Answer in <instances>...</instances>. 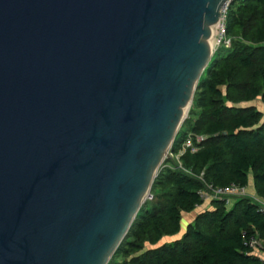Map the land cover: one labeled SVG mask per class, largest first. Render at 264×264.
Wrapping results in <instances>:
<instances>
[{"label":"water","instance_id":"obj_1","mask_svg":"<svg viewBox=\"0 0 264 264\" xmlns=\"http://www.w3.org/2000/svg\"><path fill=\"white\" fill-rule=\"evenodd\" d=\"M234 0H0V264H108Z\"/></svg>","mask_w":264,"mask_h":264},{"label":"trees","instance_id":"obj_2","mask_svg":"<svg viewBox=\"0 0 264 264\" xmlns=\"http://www.w3.org/2000/svg\"><path fill=\"white\" fill-rule=\"evenodd\" d=\"M226 25L232 45L216 51L204 71L171 153L179 154L190 133L205 141L196 143L197 152L187 150L181 165L175 159L163 163L152 194L157 186L164 192L142 206L108 264H263L246 245L253 235L264 242V214L249 198L232 207L212 202L213 210L198 214L176 239L184 215L203 204L201 193L210 184L247 187L253 175L264 197V115L247 106L264 104V0H234ZM168 238L174 240L163 242Z\"/></svg>","mask_w":264,"mask_h":264},{"label":"built area","instance_id":"obj_3","mask_svg":"<svg viewBox=\"0 0 264 264\" xmlns=\"http://www.w3.org/2000/svg\"><path fill=\"white\" fill-rule=\"evenodd\" d=\"M230 3H228L224 9L222 10L221 18L219 23L215 27L216 33V50L217 47L225 46L226 48H230L232 45V40L227 37V9ZM215 47H213V50ZM205 141V137L203 136H195L194 134H189L185 139L182 149L179 154L176 155V159L180 160V158L186 153L187 150H190L192 153L198 151V147L196 145ZM172 155V154H171ZM201 198L203 203L210 201H219L224 203L227 207L232 206V204L241 198H249L258 206L260 213L264 214V197L261 196H250L247 190V187L230 184L224 187H215L213 185H208L207 190L201 193ZM154 195L149 193L146 197V201H153ZM199 208V207H198ZM246 245L254 252L255 255L259 256L260 252H263L264 242L258 237V235L250 236ZM264 264V261H263Z\"/></svg>","mask_w":264,"mask_h":264},{"label":"rangeland","instance_id":"obj_4","mask_svg":"<svg viewBox=\"0 0 264 264\" xmlns=\"http://www.w3.org/2000/svg\"><path fill=\"white\" fill-rule=\"evenodd\" d=\"M215 39H217L216 38V33H215V31H214V40ZM216 41V40H215ZM216 44V43H215ZM213 47H215L214 49V52H216V51H218V50H220L221 51V49H223V48H221V47H217V50H216V46L214 45ZM215 54V53H214ZM193 105V104H192ZM247 106H255L260 112H262L263 113V115H264V104H262V102H261V100H257V101H254V102H251V103H248L247 104ZM191 110V109H190ZM190 110H189V112H188V114H187V118H186V120L189 118V113H190ZM196 118H197V115L196 114H194L192 117H191V119H190V124H193L194 122H195V120H196ZM264 119V118H263ZM186 120L184 121V123L186 122ZM183 123V124H184ZM183 126V125H182ZM191 134V133H190ZM170 154H172L171 153V151H170ZM172 159H175L176 161H177V163L179 164V165H181V163H180V160H178V159H176V156L174 157L173 156V154H172ZM152 188H153V186H152ZM164 191H163V189L161 188V187H155L154 188V190H153V194L155 195V196H160L162 193H163ZM150 193H152V189H151V192ZM154 201V200H153ZM199 211V208H197L196 209V211H195V213L196 212H198ZM194 214V213H193ZM192 215L190 214L189 216L188 215H184V219H183V222H182V233L179 235V236H177L176 237V239H178V238H181L182 236H183V234L185 233V231H186V229H187V227H188V223L192 220ZM125 240V239H124ZM172 240H174V239H171V238H168V239H164V241L163 242H169V241H172ZM124 242V241H123ZM122 242V243H123ZM144 248L146 249V248H149V245H144ZM115 255V254H114ZM114 257V256H113ZM112 257V258H113ZM111 258V259H112ZM116 259V261L119 263V262H122V260H123V257H120V255H118V257L117 258H115ZM114 259V260H115Z\"/></svg>","mask_w":264,"mask_h":264},{"label":"crops","instance_id":"obj_5","mask_svg":"<svg viewBox=\"0 0 264 264\" xmlns=\"http://www.w3.org/2000/svg\"><path fill=\"white\" fill-rule=\"evenodd\" d=\"M247 190H248V193H249L250 196H259L258 193H257V191H256V188H255V183H254L253 175H250L249 184L247 186ZM212 202H214V201L208 200V201L204 202L199 207V211L198 212H196V213L194 212V214L192 213L191 215L193 217H192V220L188 223V225L191 224L192 222H194V220L196 219L197 215L200 214L201 212L213 210V204H212ZM233 204H232V206H233ZM232 206H230V207H232ZM187 215L189 216L190 214H187ZM183 219H184V217H183ZM258 255L262 259V261H264V252H260V254H258Z\"/></svg>","mask_w":264,"mask_h":264},{"label":"bare ground","instance_id":"obj_6","mask_svg":"<svg viewBox=\"0 0 264 264\" xmlns=\"http://www.w3.org/2000/svg\"><path fill=\"white\" fill-rule=\"evenodd\" d=\"M215 31V28L213 29V32ZM215 43H216V41L214 40V36H213V38H212V40H211V45H212V47L215 45Z\"/></svg>","mask_w":264,"mask_h":264}]
</instances>
